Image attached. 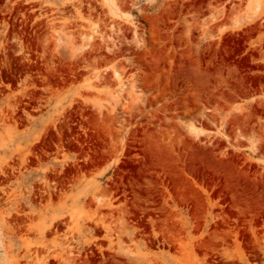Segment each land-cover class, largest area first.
Listing matches in <instances>:
<instances>
[{"label":"rangeland","instance_id":"rangeland-1","mask_svg":"<svg viewBox=\"0 0 264 264\" xmlns=\"http://www.w3.org/2000/svg\"><path fill=\"white\" fill-rule=\"evenodd\" d=\"M0 264H264V0H0Z\"/></svg>","mask_w":264,"mask_h":264},{"label":"bare ground","instance_id":"bare-ground-1","mask_svg":"<svg viewBox=\"0 0 264 264\" xmlns=\"http://www.w3.org/2000/svg\"><path fill=\"white\" fill-rule=\"evenodd\" d=\"M248 14H250V13H248ZM246 19H248V18H246ZM129 99H132V97H130ZM191 117V116H190ZM188 119H190L189 117H188ZM193 119V118H192Z\"/></svg>","mask_w":264,"mask_h":264}]
</instances>
